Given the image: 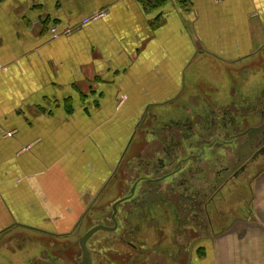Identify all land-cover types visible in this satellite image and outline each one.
Listing matches in <instances>:
<instances>
[{"label":"crops","instance_id":"crops-1","mask_svg":"<svg viewBox=\"0 0 264 264\" xmlns=\"http://www.w3.org/2000/svg\"><path fill=\"white\" fill-rule=\"evenodd\" d=\"M212 60L263 67L264 0H0V237L77 235L116 173L139 171L144 120L219 105L200 79ZM243 189L220 201L225 212ZM253 190L248 214L215 216L216 232L191 243L179 234L172 264H264V174ZM46 246L43 264L65 263ZM167 251L121 264H169Z\"/></svg>","mask_w":264,"mask_h":264},{"label":"flooded vegetation","instance_id":"flooded-vegetation-1","mask_svg":"<svg viewBox=\"0 0 264 264\" xmlns=\"http://www.w3.org/2000/svg\"><path fill=\"white\" fill-rule=\"evenodd\" d=\"M262 70L264 76V64ZM202 107L193 104L192 117L181 116L161 124L147 118L142 123L146 133L142 164L138 173H129L135 179L128 195L133 188L135 193L127 202L132 211L123 233L120 211L116 216L118 229L110 232L117 242L140 252L142 260L149 255L158 260L165 247L172 264L176 256L172 250L179 245V234L180 240L191 243L196 236L215 233L214 217L224 213H220L219 200L264 174V131L254 132L264 124V78L255 83L252 100L206 107V116L199 114ZM150 133L154 135L152 140ZM111 216L108 219L113 226ZM142 231L147 235L142 244H133L132 239L142 238ZM98 233L88 241V247ZM110 242L109 238L106 243ZM112 243L113 240L111 246H104L105 254L89 248L93 264H110ZM127 257L125 253L124 259ZM82 259L83 253L78 260L64 264H81Z\"/></svg>","mask_w":264,"mask_h":264},{"label":"rangeland","instance_id":"rangeland-1","mask_svg":"<svg viewBox=\"0 0 264 264\" xmlns=\"http://www.w3.org/2000/svg\"><path fill=\"white\" fill-rule=\"evenodd\" d=\"M207 64H209L208 67L205 66V70H203L200 77L201 80H205V82L207 83L209 82V86L205 88L206 91L204 92L211 96L212 100H215L216 97L220 106H226L231 103L236 104V102L237 104H240L242 102V97L239 94V89L241 90V92H244L243 87H245V90H250L253 94H255V83L259 84L264 78L262 74V68L260 69L257 66L255 67V64H253L249 68L243 67L244 69H240V66L233 67L231 65H223L221 68H215L213 65L214 61L213 63L211 62L214 68L211 66L210 62H207ZM234 88L236 89V92L234 95H232L231 90ZM139 144L140 142L137 143L138 146ZM129 173L130 172H128V170H124L123 168L120 169L118 173H116L114 180L105 190V193L98 199L99 201H97L93 205V210L88 213V216L85 218L84 223L79 229L77 235L68 236L67 238L65 237L60 239L59 241H56L54 239L44 240L43 238H33L34 236L30 235V233L28 232H24L21 229H14L5 233L3 237H0V264H31V260L34 261L32 264H43V260L41 259V257L44 255L45 251L50 250L46 246V244L50 245V243L56 244L57 247L52 248V250L49 252H46L47 254H61L64 257L65 261H67L68 263H72V261L76 259L78 260L82 253L80 245L78 243L79 239L89 229L98 224L108 223L109 225H111V220L109 221L107 217H109L110 219L113 204L123 196L127 195L130 188L134 184L135 179L133 178L130 184H127V182H125L127 177L130 178ZM253 184L254 182L252 181L244 183V189L242 190L243 196L241 197V195H239L238 197H236L240 198L242 203L230 202L228 205L226 204V212L224 211V205L223 207H221L222 204H218L219 210L221 211L220 213L224 212L222 216L228 217L227 224L232 223L235 217H240L248 214V210L252 209L251 201L254 197ZM236 189H239V187H236ZM236 189L232 192L233 194H236ZM137 194H139V191ZM124 204L119 208V215L121 217L119 218V221L121 220L120 225L123 228L122 233L127 228L126 226L128 217L132 211L130 204ZM215 222L217 221L215 220ZM218 225L222 226L220 223ZM132 226H134V224H132ZM146 236L147 235L145 234V231H142V238L137 237L135 238V240L138 241V243H140L141 245L143 242V238ZM109 238L111 239V242L113 240L112 247L122 250V255L120 254V257L117 259L120 261L119 264H121V261H124L125 253L127 256H129L130 258L133 257L135 260L136 258L142 259L141 256L137 255L134 252H131L127 247L125 248V246L117 242V240L113 238L112 234L105 232L98 233L89 242V248L93 250L94 253L96 251H101L103 254H105L103 252L104 246H111V242L109 243V245L106 243ZM61 244H67L70 246H65L67 250H63ZM107 262L108 261H105L104 264H106ZM112 262L113 261L111 260L109 263L112 264ZM76 263L78 264V262Z\"/></svg>","mask_w":264,"mask_h":264},{"label":"water","instance_id":"water-1","mask_svg":"<svg viewBox=\"0 0 264 264\" xmlns=\"http://www.w3.org/2000/svg\"><path fill=\"white\" fill-rule=\"evenodd\" d=\"M262 132L264 131V124L261 125L260 127L256 128L254 132ZM135 193V188L131 190V193L129 195L123 196L119 200H117L113 206H112V220H113V226H106L104 224H98L91 229H89L80 239V246L81 250L83 253V259L81 264H93L92 256H91V251L89 250L88 247V241L91 239V237L98 233L99 231H109V232H114L118 229L119 223L117 221V214L119 211V206L123 205L124 203L127 204V202L131 199L133 194ZM124 204V205H125Z\"/></svg>","mask_w":264,"mask_h":264},{"label":"built area","instance_id":"built-area-1","mask_svg":"<svg viewBox=\"0 0 264 264\" xmlns=\"http://www.w3.org/2000/svg\"><path fill=\"white\" fill-rule=\"evenodd\" d=\"M99 16H100V14H98L96 16H93V18H98ZM51 32L54 34V37H57L58 36L57 28L55 26H52Z\"/></svg>","mask_w":264,"mask_h":264},{"label":"trees","instance_id":"trees-1","mask_svg":"<svg viewBox=\"0 0 264 264\" xmlns=\"http://www.w3.org/2000/svg\"><path fill=\"white\" fill-rule=\"evenodd\" d=\"M160 1V0H159Z\"/></svg>","mask_w":264,"mask_h":264}]
</instances>
